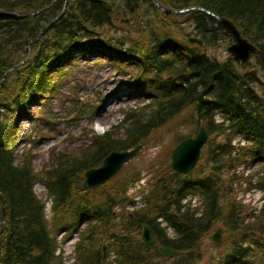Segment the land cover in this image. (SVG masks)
I'll return each mask as SVG.
<instances>
[{"label": "trees", "instance_id": "16d2710c", "mask_svg": "<svg viewBox=\"0 0 264 264\" xmlns=\"http://www.w3.org/2000/svg\"><path fill=\"white\" fill-rule=\"evenodd\" d=\"M159 2L225 17L264 54V0ZM191 36L201 45L190 43ZM232 42L213 17L198 10L166 14L154 0H0V264H60L54 234L81 223L76 264H103V246L114 251L115 264H264V205L258 214L249 211L232 189L239 178L234 168L247 158L264 167V69L255 56L240 63L229 53L216 54ZM97 49L118 57L132 73L131 91L143 98L122 108L117 123L93 132L76 152L54 147L37 176L31 151L15 163L16 117L59 88L75 52ZM215 112L228 123L217 122ZM201 126L208 141L200 159L191 172L178 173L170 166L171 151ZM235 135L249 143L233 155ZM152 140L160 143L153 157L138 158L140 150L138 160L107 183L83 187L84 172L110 151ZM143 169L151 184L145 206L117 212ZM40 179L52 199L50 221L33 189ZM257 183L264 187V175ZM189 194L199 196L200 216V207L183 202ZM143 224L154 244L143 242ZM217 228L223 240L213 243ZM160 246L177 252L162 255Z\"/></svg>", "mask_w": 264, "mask_h": 264}, {"label": "rangeland", "instance_id": "374dc122", "mask_svg": "<svg viewBox=\"0 0 264 264\" xmlns=\"http://www.w3.org/2000/svg\"><path fill=\"white\" fill-rule=\"evenodd\" d=\"M123 42L128 43V40ZM227 46L220 47L216 54L225 56ZM121 66L118 57L110 56L106 49L86 54L75 52L67 64V72L59 88L49 92L48 97L35 100L29 106V112L27 110L25 115L17 119L19 129L14 138L15 147L17 146V151L14 147L15 160L20 161L22 151L33 147L32 165L38 176L51 161L53 146L59 151L74 153L88 144L87 137L93 132L101 133L119 121L122 118V108L143 98L137 91H131L128 82L129 74L132 73ZM82 106L84 109L80 111ZM28 135L34 140H28ZM159 148V141H149L141 149L138 158L149 159ZM138 158H133L130 162ZM143 175H148L145 169L141 171V176ZM45 190L41 179L35 183L34 192L37 196L43 199ZM46 210L49 216V211ZM223 235L222 230V239ZM54 236L58 247L60 235L57 232ZM102 249L103 259L110 260L109 250L105 246ZM70 254L71 251L64 246L63 264H76L77 259Z\"/></svg>", "mask_w": 264, "mask_h": 264}, {"label": "water", "instance_id": "95a60500", "mask_svg": "<svg viewBox=\"0 0 264 264\" xmlns=\"http://www.w3.org/2000/svg\"><path fill=\"white\" fill-rule=\"evenodd\" d=\"M154 3L159 9H161V11L166 14L183 13L185 11L198 10L213 17L234 39V42L227 48V51L232 56L233 60L245 63L253 55L260 60L261 65L264 69V54L254 44L250 43L245 37H243L240 34L239 30L229 19L215 14L202 7H190L175 10L161 5L159 0H154ZM43 30L44 29H42V31L39 33V36L43 32ZM188 40L190 43H202L201 40L197 39L196 37H189ZM207 140L208 133L206 129L204 127H200L194 137H188L180 141L171 152V168L182 174H187L192 171V169L196 166L198 160L200 159L202 148L207 143ZM141 146L142 145L139 144L130 150L110 151L108 155L103 159L102 164L99 167L90 168L85 171L84 179L82 182L83 186L85 188H95L112 179L120 171L124 163L129 161L139 151ZM221 231L222 230L218 228L212 233L211 240L214 243H219L222 241ZM140 235L144 243H155V239L147 224L142 225ZM158 250L162 255H174L177 252L176 250L167 246H160Z\"/></svg>", "mask_w": 264, "mask_h": 264}, {"label": "bare ground", "instance_id": "6f19581e", "mask_svg": "<svg viewBox=\"0 0 264 264\" xmlns=\"http://www.w3.org/2000/svg\"><path fill=\"white\" fill-rule=\"evenodd\" d=\"M218 22V21H217ZM28 139H33L31 138V136L28 135L27 137ZM18 162L15 160V163ZM101 165V164H100ZM100 165L98 166H95V167H91V168H96V167H99ZM90 169V168H89ZM88 170V169H87ZM193 170V169H192ZM85 173V172H84ZM150 178V177H149ZM149 178L148 179H143V178H138L134 181H132L128 187H127V190H126V194L127 196L129 197V201L124 205V206H121V204H118L115 206V209H122L123 207H132L133 204L130 202L131 198L133 196H135L136 194H145V193H148L150 188H151V184L149 183ZM83 179H84V176H83ZM83 182V181H82ZM108 182V181H107ZM106 182V183H107ZM105 184V183H104ZM35 185V184H34ZM83 185V184H82ZM103 185V184H102ZM101 186V185H100ZM84 187V186H83ZM99 187V186H98ZM96 188V187H95ZM190 195V194H189ZM189 195H187L186 197H188ZM185 197V198H186ZM144 199V198H143Z\"/></svg>", "mask_w": 264, "mask_h": 264}, {"label": "built area", "instance_id": "2783aa9c", "mask_svg": "<svg viewBox=\"0 0 264 264\" xmlns=\"http://www.w3.org/2000/svg\"><path fill=\"white\" fill-rule=\"evenodd\" d=\"M138 198V197H137Z\"/></svg>", "mask_w": 264, "mask_h": 264}]
</instances>
